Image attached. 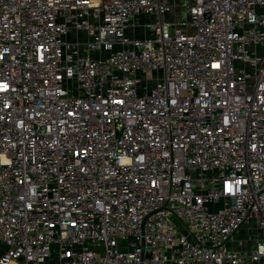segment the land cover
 <instances>
[{
  "label": "built area",
  "instance_id": "obj_1",
  "mask_svg": "<svg viewBox=\"0 0 264 264\" xmlns=\"http://www.w3.org/2000/svg\"><path fill=\"white\" fill-rule=\"evenodd\" d=\"M0 245L264 264V0H0Z\"/></svg>",
  "mask_w": 264,
  "mask_h": 264
},
{
  "label": "rangeland",
  "instance_id": "obj_2",
  "mask_svg": "<svg viewBox=\"0 0 264 264\" xmlns=\"http://www.w3.org/2000/svg\"><path fill=\"white\" fill-rule=\"evenodd\" d=\"M147 18H144V17H142L141 18V20H142V22L144 21V20H146ZM134 24H138V23H134ZM137 28V27H136ZM214 206H216V204L215 205H210V207H214ZM248 232H253V224H252V222H248L247 224H243L238 230H237V232L235 233V235H234V239L235 240H239V239H242ZM1 247H2V245H0ZM232 246H236L234 243L232 244ZM0 247V248H1ZM250 247V246H249ZM248 247V248H249Z\"/></svg>",
  "mask_w": 264,
  "mask_h": 264
}]
</instances>
